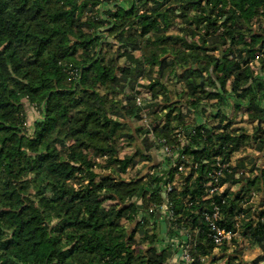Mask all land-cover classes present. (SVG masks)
I'll return each instance as SVG.
<instances>
[{"label":"trees","instance_id":"trees-1","mask_svg":"<svg viewBox=\"0 0 264 264\" xmlns=\"http://www.w3.org/2000/svg\"><path fill=\"white\" fill-rule=\"evenodd\" d=\"M261 16L264 0H0V264H166L177 231L189 264L225 252L203 197L216 156L264 147ZM146 105L177 158L155 163L160 145L138 126ZM231 166L212 199L238 234L226 264H246L240 243L264 253V201L248 194H264V167L234 191ZM164 203L173 215L159 232Z\"/></svg>","mask_w":264,"mask_h":264},{"label":"built area","instance_id":"built-area-1","mask_svg":"<svg viewBox=\"0 0 264 264\" xmlns=\"http://www.w3.org/2000/svg\"><path fill=\"white\" fill-rule=\"evenodd\" d=\"M261 19H264V17ZM258 67V66H257ZM263 75V74H262ZM137 103L140 102L139 98H136ZM146 126L150 129V137L156 141L160 145L159 151L162 155L166 156H172L173 159L177 158L179 156L178 150H172V148L167 145L164 141L160 139H156L155 136L152 134L153 130L152 128L146 123ZM192 133V132H191ZM177 140L180 142L179 146L182 147L185 145L187 139L185 138L184 132H177L176 133ZM182 157V156H181ZM232 158V155H231ZM229 162H222L220 156H216L213 163V169L209 173V181L206 183V195L203 197V199H211L209 206H204L202 208L201 214L208 222L209 228H210V237L213 241V243L217 246H221L223 244H226L228 246H231L232 239L237 238L238 234L233 229H226L224 226H220L218 224V220L221 216L219 205L212 199V196H214L216 193H219L222 190V184H220L221 177H224V172L228 170L230 167V161ZM172 167H177L178 171L186 172V167L182 164H176L175 162L172 163ZM230 170V169H229ZM228 170V171H229ZM179 184L177 180V176L175 179V182L168 183L165 186V190L163 192V195L166 196L170 191H172L173 187ZM161 215H162V224H164V228H168V222L166 219L172 218V211L169 209V206L167 203H164L159 208ZM241 218V216L237 217V222L234 224V228H237L239 226L238 221ZM179 236L174 235L172 237H165L164 243L171 244L173 248L176 249V251L168 258L166 264H189L192 261L191 255L189 253V244L185 241H181V237H185L186 232L185 231H177L176 232Z\"/></svg>","mask_w":264,"mask_h":264},{"label":"crops","instance_id":"crops-1","mask_svg":"<svg viewBox=\"0 0 264 264\" xmlns=\"http://www.w3.org/2000/svg\"><path fill=\"white\" fill-rule=\"evenodd\" d=\"M139 55V54H138ZM144 68H147V65H144ZM155 75V72L152 73V76ZM143 78L142 76H139L134 84L131 85V87L126 88L124 90V93L126 95H131L134 93V91H136L137 89H139V83L142 82ZM110 97H114V98H119L120 97V93H118L117 91L112 92L111 94H109ZM134 97V95H133ZM137 97V96H135ZM148 106L146 105L143 108V112L145 113L144 117L142 120L139 121L138 126H144L146 127V123L148 122V120L146 119V114H147V108ZM230 115H233V118L235 119V115L233 111H230ZM238 118H243L246 119L247 115L244 113L242 115L241 112H237ZM195 117L197 118V120H199L198 116L195 115ZM128 124L132 127L133 124L131 123V121L127 120ZM255 125V122H250L249 127H251V125ZM136 140V144H137ZM135 145V144H134ZM154 155L159 154V151L154 150V152L152 153ZM144 163V162H142ZM231 165H235L233 173H232V179L230 181H228L227 183L224 184L223 187L225 186H229L230 190H237L239 189V187L244 183V178H248V179H253L257 174H258V169L261 167H264V147L260 150L259 148V142L257 143H252L250 146H247L245 150H240L238 152H235L232 155L231 161H230ZM230 165V166H231ZM138 166H141V164H138ZM232 167V166H231ZM243 181V182H242ZM248 194L251 195L250 197V203L251 204H256L259 201H264V194L263 192H260L258 190H256L254 187L249 189ZM164 225V224H162ZM242 240H238V243L241 242ZM242 246V250H243V255H242V261H244V263L246 264H251L253 263L255 260H258L257 264H264V253L261 250V248L259 247V245L253 241V240H249V241H245V243H240ZM233 246V245H231ZM233 251V248L228 246L227 250L225 252H220L217 249L214 250V255H216L218 258L214 261L212 260V258H208L204 263L205 264H226L227 261V257L228 254H231ZM239 260H235L234 264H237ZM185 264V263H184ZM188 264V263H187Z\"/></svg>","mask_w":264,"mask_h":264},{"label":"rangeland","instance_id":"rangeland-1","mask_svg":"<svg viewBox=\"0 0 264 264\" xmlns=\"http://www.w3.org/2000/svg\"><path fill=\"white\" fill-rule=\"evenodd\" d=\"M104 51L106 50V47L103 49ZM36 117H38V111L37 110H35L32 114H30L29 115V121H31V122H33L35 119H36ZM157 151H159V150H157ZM154 152V151H153ZM156 156V162L155 163H157L160 159H161V157H162V154H161V152L159 151V154H158V156L157 155H155ZM141 166H137L136 168H134V169H131L130 171H129V177H131V176H134V175H141L142 173H141ZM131 174V175H130ZM163 221V220H162ZM162 221H161V223H162ZM160 229H159V232L161 231V229H164V225H162V227H161V224H160V227H159ZM163 232V233H162ZM162 234H164L165 233V231L164 230H162Z\"/></svg>","mask_w":264,"mask_h":264}]
</instances>
